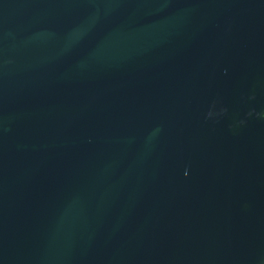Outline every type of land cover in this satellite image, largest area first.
<instances>
[{
  "label": "water",
  "instance_id": "obj_1",
  "mask_svg": "<svg viewBox=\"0 0 264 264\" xmlns=\"http://www.w3.org/2000/svg\"><path fill=\"white\" fill-rule=\"evenodd\" d=\"M0 264H264V0H0Z\"/></svg>",
  "mask_w": 264,
  "mask_h": 264
}]
</instances>
